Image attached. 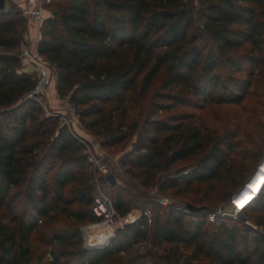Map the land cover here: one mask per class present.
Returning a JSON list of instances; mask_svg holds the SVG:
<instances>
[{
  "label": "trees",
  "instance_id": "obj_1",
  "mask_svg": "<svg viewBox=\"0 0 264 264\" xmlns=\"http://www.w3.org/2000/svg\"><path fill=\"white\" fill-rule=\"evenodd\" d=\"M15 5L0 11V264H264V186L241 211L252 224L217 213L209 221L206 202L245 183L264 155V128L240 145L189 111L264 96L254 89L264 77V0H47L36 50L58 96L107 153L133 139L119 168L206 205L163 207L150 223L141 207L91 248L79 227L97 219L94 173L69 128L26 97L35 81L20 58L27 24ZM108 196L119 216L133 208L124 186L110 183ZM143 241L161 251L138 254Z\"/></svg>",
  "mask_w": 264,
  "mask_h": 264
},
{
  "label": "rangeland",
  "instance_id": "obj_2",
  "mask_svg": "<svg viewBox=\"0 0 264 264\" xmlns=\"http://www.w3.org/2000/svg\"><path fill=\"white\" fill-rule=\"evenodd\" d=\"M15 4L16 3L13 2V0H5V6H6L5 9L7 10L10 7L15 8L16 6ZM48 67L50 73L53 74L54 73L53 67L50 65ZM54 85H55V79H54V84H52V88H51L52 91L56 90L55 89L56 87ZM254 89L256 91L264 90V77L262 79V82L258 83ZM189 111L195 113L197 123L200 125L202 129L207 131L216 130L217 132H222L226 130H229L231 132L233 131L236 134L235 141L239 142L240 145H245L247 140L249 141L250 138L258 141L259 136L257 134H259L264 128V96H256L251 93L250 94L248 93L246 95L245 99L240 105L207 104L202 108L195 110L189 109ZM76 130L79 134L84 135L87 139L93 141L95 140L98 142L97 138L94 135H92L90 132H88L83 127L82 124H80L79 128H76ZM132 140L124 145H115L113 147H110L109 148L110 154L108 153L111 156L110 159L108 160V164L110 166L109 174L113 178L112 183H117L121 186H124L126 190L130 193L131 198L134 202L133 208L124 216H129L128 218L132 216L137 218L140 215L139 213L140 208L144 206L151 209L152 216L154 215L153 212L163 214L164 213L163 207H174V208L182 209L184 207L185 202L190 199V193L176 194L174 190L160 191L157 183H154L149 186L144 185L132 173L126 171L125 169L119 168L115 164V160L120 155H122L123 152L130 149ZM262 157L256 162L255 166L253 167L247 178L257 167ZM187 163H189V161H182L176 163L173 167L176 169L174 170V172L175 173L184 172L185 169H187L186 166ZM262 167H264V164L262 165ZM108 183L109 182L107 181L106 183L103 184L101 183V184L104 192L109 194L110 183L109 184ZM236 191H234L231 194V196L225 201H220V200L206 201L210 205L208 214L222 212L224 216H228L235 220H241L242 222L247 224H252L250 219L247 217L248 214L245 211L240 212L239 215L233 217L231 199H232V195ZM159 195L168 198L167 205L165 206L162 205L161 208L156 206V203L161 205L160 203L157 202V197ZM96 221H99V219H96L95 221L84 222L82 224H86L89 222H96ZM252 226L255 227L254 225ZM257 228L258 230L264 232L263 227H257ZM97 230H100V228ZM90 235L91 233L87 232V237ZM81 236L83 239L84 246L87 248H91L88 247V242L89 240H91V238L89 237L85 238L84 233L83 234L81 233ZM133 248L140 255H144L147 252L159 253L161 251L160 248L151 247L149 243L146 241L136 244ZM148 258L149 257L146 256L145 258L138 260V263L146 264Z\"/></svg>",
  "mask_w": 264,
  "mask_h": 264
},
{
  "label": "built area",
  "instance_id": "obj_3",
  "mask_svg": "<svg viewBox=\"0 0 264 264\" xmlns=\"http://www.w3.org/2000/svg\"><path fill=\"white\" fill-rule=\"evenodd\" d=\"M46 2L47 0H20L16 3L27 24V29L20 43V58L26 70L33 74L35 81L33 88L26 94V97L37 102L45 114L59 117L62 124L66 125L70 132L84 146L87 161L94 173L95 181L92 197V212L99 221L81 224L79 230L82 234H85V238H88V231H94L95 234L89 240L88 247L103 246L113 237L117 228L122 227L123 224L131 222L136 218L128 219L127 216H119L112 206L108 194L102 188L99 178L101 176L106 178L109 174L110 166L108 160L111 156L100 147L97 141L87 139L84 135L77 132L76 128H79L81 123L75 107L67 98H60L56 90H51L55 79L54 73H50L48 62L36 50L41 24L46 17L52 16V13L46 8ZM30 27L34 30L35 34H31L29 31ZM115 164L117 165L116 160ZM157 202L165 206L168 203V198L159 195ZM231 203H234V201ZM182 209L187 211L185 207ZM241 211V208L232 204L233 217L239 215ZM139 213L141 214V211ZM142 214L145 216L147 223H150L152 219L151 210L146 209ZM217 214L224 215L222 212H217ZM214 215V213L208 214L209 221H213ZM100 225L109 226L110 232L107 236L102 237L97 234V229L100 228ZM96 236L102 239L97 240Z\"/></svg>",
  "mask_w": 264,
  "mask_h": 264
},
{
  "label": "bare ground",
  "instance_id": "obj_4",
  "mask_svg": "<svg viewBox=\"0 0 264 264\" xmlns=\"http://www.w3.org/2000/svg\"><path fill=\"white\" fill-rule=\"evenodd\" d=\"M263 164H264V162L261 164V166H260L259 170L256 172V174L251 178V180L247 184V187L244 190H242L238 195L235 196L234 203H232L234 206L238 207L236 201L239 200L240 204H242L243 206L238 207V208L244 209L259 194L260 190L264 186V167H262ZM249 196L252 197L250 200H248ZM246 200H247V203H245ZM128 217L129 216H127V218ZM130 218H133V216ZM130 218H128V219H130ZM109 232H110L109 226L102 225L100 227V230H98L97 234L103 237V236H107V234ZM88 233H91V235L88 236L89 238H92L93 234H95L94 231H92V230L88 231ZM96 237H97V240L102 239L99 236H96Z\"/></svg>",
  "mask_w": 264,
  "mask_h": 264
},
{
  "label": "water",
  "instance_id": "obj_5",
  "mask_svg": "<svg viewBox=\"0 0 264 264\" xmlns=\"http://www.w3.org/2000/svg\"><path fill=\"white\" fill-rule=\"evenodd\" d=\"M5 0H0V11H3L5 10ZM264 162V155L262 157V159L260 160L259 164L257 165V167L254 169V171L251 173V175L248 177V179L245 181V183L239 188V190L237 192H235L233 195H232V199H231V202L234 201L235 199V196L238 195L242 190H244L246 187H247V184L249 183V181L251 180V178L256 174V172L259 170L261 164ZM113 178L111 177L110 174H108L106 176V180L109 182V183H112V180ZM184 207L187 211H190V212H200L201 210L205 209L206 208V205H200V206H196V205H193L191 203H188L186 202L184 204Z\"/></svg>",
  "mask_w": 264,
  "mask_h": 264
},
{
  "label": "crops",
  "instance_id": "obj_6",
  "mask_svg": "<svg viewBox=\"0 0 264 264\" xmlns=\"http://www.w3.org/2000/svg\"><path fill=\"white\" fill-rule=\"evenodd\" d=\"M20 0H13V2L17 3L19 2ZM29 31L31 32V34H35L34 30L30 27L29 28ZM55 86V85H54ZM56 89V88H55Z\"/></svg>",
  "mask_w": 264,
  "mask_h": 264
},
{
  "label": "snow or ice",
  "instance_id": "obj_7",
  "mask_svg": "<svg viewBox=\"0 0 264 264\" xmlns=\"http://www.w3.org/2000/svg\"><path fill=\"white\" fill-rule=\"evenodd\" d=\"M251 198H252V197L249 196V197H248V200H250ZM236 203H237L238 207H242V206H243L242 204H240L239 200H237ZM245 203H247V200L245 201Z\"/></svg>",
  "mask_w": 264,
  "mask_h": 264
}]
</instances>
